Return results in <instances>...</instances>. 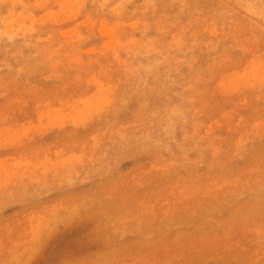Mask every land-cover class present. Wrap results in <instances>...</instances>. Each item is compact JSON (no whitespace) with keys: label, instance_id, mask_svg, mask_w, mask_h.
<instances>
[{"label":"rangeland","instance_id":"374dc122","mask_svg":"<svg viewBox=\"0 0 264 264\" xmlns=\"http://www.w3.org/2000/svg\"><path fill=\"white\" fill-rule=\"evenodd\" d=\"M0 264H264V0H0Z\"/></svg>","mask_w":264,"mask_h":264},{"label":"bare ground","instance_id":"6f19581e","mask_svg":"<svg viewBox=\"0 0 264 264\" xmlns=\"http://www.w3.org/2000/svg\"><path fill=\"white\" fill-rule=\"evenodd\" d=\"M102 31V30H101ZM106 35V34H105Z\"/></svg>","mask_w":264,"mask_h":264}]
</instances>
